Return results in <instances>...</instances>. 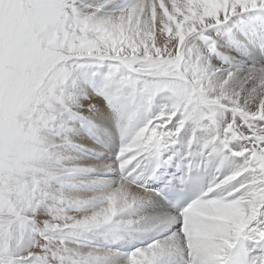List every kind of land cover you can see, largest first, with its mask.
Listing matches in <instances>:
<instances>
[{"label": "snow or ice", "instance_id": "obj_1", "mask_svg": "<svg viewBox=\"0 0 264 264\" xmlns=\"http://www.w3.org/2000/svg\"><path fill=\"white\" fill-rule=\"evenodd\" d=\"M0 264H264V0H0Z\"/></svg>", "mask_w": 264, "mask_h": 264}]
</instances>
